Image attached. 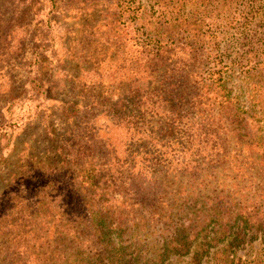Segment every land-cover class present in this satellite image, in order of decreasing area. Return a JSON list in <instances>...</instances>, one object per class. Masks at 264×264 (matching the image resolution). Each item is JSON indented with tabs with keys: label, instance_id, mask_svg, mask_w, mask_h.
Masks as SVG:
<instances>
[{
	"label": "trees",
	"instance_id": "1",
	"mask_svg": "<svg viewBox=\"0 0 264 264\" xmlns=\"http://www.w3.org/2000/svg\"><path fill=\"white\" fill-rule=\"evenodd\" d=\"M71 1L70 31L51 15L61 0H21L42 7L23 91L0 82V163L22 106L51 98L56 43L84 92L63 103L40 174L8 176L0 264H248L254 242L264 252V0ZM12 23L3 64L27 35ZM103 77L122 94L106 108L88 96Z\"/></svg>",
	"mask_w": 264,
	"mask_h": 264
},
{
	"label": "rangeland",
	"instance_id": "2",
	"mask_svg": "<svg viewBox=\"0 0 264 264\" xmlns=\"http://www.w3.org/2000/svg\"><path fill=\"white\" fill-rule=\"evenodd\" d=\"M61 2L62 7L59 6L57 12L51 13V15L56 16L59 23L64 25L67 30L71 31L72 29H76L79 27L76 24L77 21H75V17L79 16L78 12L80 13L78 9L79 3L75 4L71 0H61ZM21 6H23L21 0H0V30L2 32L0 34L8 32V34L13 35L18 33L12 27V20L15 17L25 25L24 29L27 30V35L24 38L22 46L16 52L11 51L8 53L7 56H11L12 59L5 64L2 62L3 60L0 63V82L5 88L13 85L16 95H19L23 91L24 82L28 78V63L33 59L34 48L37 45L34 43L36 40L34 35L31 36L30 33H33L37 25L35 20L37 10L42 7L41 4L33 5L32 8L28 4L22 8ZM100 8L98 7L96 11L97 16H100L98 14ZM47 10V8H44L43 13H46ZM16 12H19V14ZM231 33L232 31L223 36H229L230 39ZM224 37L222 38L226 41ZM54 48L58 54H53V56L52 53L44 54L45 58L42 63L44 66L43 75L45 79L49 80L45 87L46 90L51 89L48 93L51 98L43 99L38 104L36 113L30 117H27L29 111L26 104L22 106L20 114H18L17 107L15 108V115L23 114V123L18 125L12 134L16 138L14 143L12 142L8 146L9 151L6 152V155H9L8 162L0 163V197L9 188V185L12 184L8 177L10 173L14 174L22 171L14 170V166L19 167L28 164L32 173L34 168L39 165V161L42 162V159H44L43 156L50 149L54 136H57L58 133L62 134L65 132L68 125L61 116L63 103H74L80 101L82 98L84 90L78 86V79L76 80L78 69L74 61L69 56L67 59L64 57L61 58V54H64L65 49H61L57 43ZM1 51H6V49ZM110 82V78L103 77L102 86L92 89V92H88V96L102 101V107L104 108L122 97L121 90H117L113 85L108 84ZM107 97L112 102H108ZM1 107L2 101L0 100V110ZM29 114H32V112ZM1 119L0 114V124L2 122L5 123ZM101 134L105 135L104 133ZM117 136H119V133L113 131L111 139L116 140L115 138ZM111 155L116 156L115 154ZM33 173L36 175L40 174L37 171ZM0 203L2 202L0 201ZM253 244L251 250L240 253L244 255L242 257L246 259L248 264H256L257 257L260 255L259 252L264 253L261 250L263 247L261 244L259 245L257 242ZM205 264L210 263L205 262Z\"/></svg>",
	"mask_w": 264,
	"mask_h": 264
}]
</instances>
